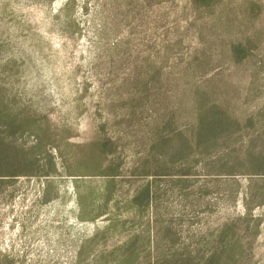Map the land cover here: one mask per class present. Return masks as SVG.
Instances as JSON below:
<instances>
[{"label": "rangeland", "instance_id": "rangeland-1", "mask_svg": "<svg viewBox=\"0 0 264 264\" xmlns=\"http://www.w3.org/2000/svg\"><path fill=\"white\" fill-rule=\"evenodd\" d=\"M202 98L229 132L171 154ZM0 147V264H196L225 224L264 264V169L220 167L264 158V0H0Z\"/></svg>", "mask_w": 264, "mask_h": 264}, {"label": "trees", "instance_id": "trees-1", "mask_svg": "<svg viewBox=\"0 0 264 264\" xmlns=\"http://www.w3.org/2000/svg\"><path fill=\"white\" fill-rule=\"evenodd\" d=\"M197 2L200 5L210 6L215 0H192ZM249 48L248 45L242 42H233L229 45L228 56L229 60L237 63L238 61L249 57ZM192 122L194 127L190 131L188 139L185 142L179 143L176 147L168 148L174 151L171 154H177L179 157L185 159L188 158L189 152H196L197 154H205L210 147L213 146V143L224 136L229 132L233 122L230 120L229 116L221 106H217L204 98L198 100L197 109L192 116ZM175 131H167L166 138L171 139L175 137ZM190 138V139H189ZM192 145V146H190ZM6 149L0 147V168H7L8 164L2 162L7 158H3L5 155ZM247 163H231L229 165L222 163L220 167H225L229 170H235L238 168H245L257 173L264 169V158H255L249 159ZM216 164V163H215ZM216 168L217 165H215ZM204 168H214L208 163H204ZM234 172V171H233ZM252 198V196H251ZM248 200V198H247ZM250 200V198H249ZM264 201V199L262 200ZM232 226L230 224H225L217 232L215 239L212 240L210 244L204 243L208 249L207 256L199 260L196 264H231L240 257L242 253V247L240 243V238L238 235H235L231 232ZM230 233V235H229ZM232 233V234H231ZM166 259L162 262L156 260L154 264H193V258L188 259ZM134 261L130 257L121 258L116 261L115 264H126L128 262Z\"/></svg>", "mask_w": 264, "mask_h": 264}]
</instances>
